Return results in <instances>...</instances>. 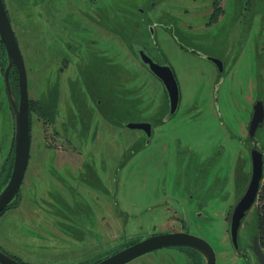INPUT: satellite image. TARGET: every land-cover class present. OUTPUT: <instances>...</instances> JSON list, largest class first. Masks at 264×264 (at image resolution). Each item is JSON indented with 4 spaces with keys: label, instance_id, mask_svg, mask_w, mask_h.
Returning <instances> with one entry per match:
<instances>
[{
    "label": "rangeland",
    "instance_id": "rangeland-1",
    "mask_svg": "<svg viewBox=\"0 0 264 264\" xmlns=\"http://www.w3.org/2000/svg\"><path fill=\"white\" fill-rule=\"evenodd\" d=\"M4 1L10 3L9 12L13 14L16 3ZM133 2L132 33L142 34L139 36L142 40L139 37L138 40L159 62L170 65L178 79L181 105L177 116L162 122L147 145L141 131L122 129L121 122L136 120V116L151 124L160 122L167 111V94L161 80L143 78V72L138 74L140 79H132L137 75L132 73L134 69L122 66L109 81L111 138L106 142L107 133L102 131L97 146L100 151H106L109 144L114 171L111 183L118 196L106 194L94 180L84 191L76 179L69 184L72 197L67 203L38 200L37 205L33 201V207L27 198L21 208L3 213L0 216V247L24 262L81 264L93 254L89 248H98L92 246L91 231L94 238L104 241L102 234L94 231L102 217L111 219L120 214L121 221L157 218L152 212L155 201L151 194L157 187L173 185L172 169L177 167L181 156L188 161L189 152H195L197 160L182 165L177 184L203 183L206 180H202V176L209 175L208 181L219 176V180L228 181L232 197L239 195L245 185L250 169L245 140L250 138L249 123L255 103L261 100L264 103V0H223L222 15L212 23V0ZM12 17L14 19V14ZM113 23L116 28L118 22H106L107 46L108 35L115 36ZM13 26L19 33L15 22ZM21 46L26 53L23 40ZM212 56L222 61L221 73L206 60ZM121 57L122 53L108 48V67L119 66L124 60ZM128 59L126 55L125 60ZM26 62L32 89L40 84V73L37 61L27 57ZM124 91L130 93L124 95ZM5 93L0 80V136L11 128ZM98 121L96 118L94 123ZM256 136L258 146L263 149L264 126ZM83 138L86 143L90 142V136ZM179 139L182 143L176 147ZM219 143L226 151L222 161H228V166L220 173L212 170V163H208L210 150L215 151ZM3 152L5 146L0 152V166ZM238 152L239 159L242 155L245 162L240 181L236 165ZM198 169L204 172L196 177ZM97 205L104 210L97 211ZM259 209L257 201L246 216L247 224L257 234Z\"/></svg>",
    "mask_w": 264,
    "mask_h": 264
},
{
    "label": "flooded vegetation",
    "instance_id": "flooded-vegetation-1",
    "mask_svg": "<svg viewBox=\"0 0 264 264\" xmlns=\"http://www.w3.org/2000/svg\"><path fill=\"white\" fill-rule=\"evenodd\" d=\"M14 2L16 8L13 10L15 16L13 19V14L9 12L10 3L3 0L11 26L15 22L20 29L18 33L13 26L27 74L31 146L27 170L10 209L21 208L26 204L27 198L32 205L33 201L37 205L38 200L50 199L67 203L72 197L69 184L76 179L83 185L84 191L94 180L100 190L118 196V191L112 188L111 183L114 171L109 144L106 151L97 148L101 132L107 133L106 142L109 143L110 132L113 129L109 81L116 76L122 66L134 69L132 73L137 75L132 79H140L138 76L140 72L145 74L143 78L156 77L144 63L142 54L151 57L158 64L167 63L159 62L156 56L150 53L139 37L143 36L142 34L132 33L133 0H12V3ZM222 2L223 0H212L211 23L218 21L222 15L224 10ZM215 13L218 14L217 18ZM109 21L118 23L116 28L113 23L115 36L108 35L107 46L105 27ZM138 37L141 40H138ZM22 40L26 45V53L21 46ZM1 46L5 49L2 41ZM108 48L122 53L121 58L124 60L115 68L108 67ZM4 51V56L0 53V80L8 97L11 128H8L5 135L0 136V143L4 145L6 142L0 166V179L11 170L6 181L8 183L16 159L15 111L12 98L15 99L16 105L20 106L21 86L18 67L13 64L9 70L13 94L12 98L9 97L5 83L8 57L6 50ZM126 55L130 59L125 60ZM27 57L37 61V72L40 73L41 82L32 89L28 83ZM209 58L211 57L206 60L209 61ZM2 62L5 63L4 67ZM162 87L164 88L163 84ZM123 93L126 95L130 91ZM166 103V117L152 124L153 134L162 122L177 116L181 103L179 102L178 110L173 115H170L172 106L168 95ZM136 117V120L121 122V128L127 129L131 121H144ZM96 118L99 121L94 123ZM141 132L145 136L146 145L149 144L151 139H147L145 131ZM87 136H90L89 143L83 138ZM181 143L182 139L177 140L176 147ZM240 143L242 144V140ZM254 144L255 147L258 146L257 137L254 142L249 137L245 140L250 169L252 164L250 153ZM3 145L0 152L3 151ZM219 145L215 151L210 150L208 163H212V170L220 173L228 166V161L225 160L223 163L226 151L221 143ZM87 147L90 149L84 150ZM189 153L188 161L186 157L181 156L177 161V167L172 169L173 185L157 187L151 194L155 201L152 204V212L157 218H150L149 221L136 219L121 221L120 214L111 219L102 217L94 231L102 234L104 241L94 238L91 231V235H88L93 240L92 246L98 248H89L93 254L88 256V261L83 260L81 264H99L147 238L171 234L197 236L208 243L213 251L211 253L209 247L201 251L187 245L162 246L129 259L123 264H208L209 261L212 264L214 259V264H262V257L257 248L259 239L256 241V232L247 224V217L242 219L236 230V239L232 232L233 206L248 185L250 169L241 193L234 197L230 195L228 181L219 180V176L213 181H208L209 175L202 176V180H206L203 183L177 184L183 171L182 165L197 160L195 152ZM238 154L239 152L236 165L240 172L238 176L240 181L244 174L245 162L242 155L239 159ZM203 172L204 170L198 169L196 177ZM8 207L0 216L9 210ZM96 210H104V207L97 205ZM58 211L62 212L60 209ZM0 250L20 264H31L7 254L2 247Z\"/></svg>",
    "mask_w": 264,
    "mask_h": 264
},
{
    "label": "water",
    "instance_id": "water-1",
    "mask_svg": "<svg viewBox=\"0 0 264 264\" xmlns=\"http://www.w3.org/2000/svg\"><path fill=\"white\" fill-rule=\"evenodd\" d=\"M0 39L5 44V50L7 54V66L5 69V83L9 97L12 98V86L10 85V74L9 70L13 64L17 65L18 72L20 74V106H17L15 99L13 101V109L15 111V134H16V153L13 171L7 185L0 193V214L10 205L17 195L22 180L26 173V167L29 161L30 152V121H29V109L27 96V74L25 71V62L23 61L22 52L19 49L18 40L15 36L13 26H11L9 15L5 8L3 0H0ZM141 57L145 64L148 65L151 72L161 80L164 91L167 93L170 103L171 110L170 115H173L178 110V105L181 100V91L179 89V82L176 79L174 70L170 65H161L156 63L151 57L142 54ZM219 70V73L224 68L222 61L215 57L209 58ZM252 116L250 119L249 136L253 142L256 140L257 131L264 126V103L259 101L255 103ZM127 129L145 131L147 139H151L153 134L152 124L147 121L135 122L131 121L127 125ZM253 145L251 148L250 159L252 160L250 177L248 185L241 194V198L237 200L233 206V213L231 219L233 220V234L235 239L237 237L236 230L242 223V219L245 218L250 210L253 208L255 202L259 199V192L263 185L264 180V151L261 147ZM256 241L259 239V234L256 233ZM172 245H187L191 246L195 250L205 251L206 248L211 249L212 247L206 243L203 239L188 235V234H171V235H159L156 237L147 238V240L137 243L136 245L126 248L124 251L112 256L109 259L101 261L99 264H123L127 260L135 258L138 255L144 254L150 250L158 249L162 246ZM258 253L262 257V264H264V250L261 244H257ZM212 256V255H211ZM215 263V259L212 264ZM0 264H20L10 256L4 254L0 250ZM210 264V261L208 262Z\"/></svg>",
    "mask_w": 264,
    "mask_h": 264
},
{
    "label": "trees",
    "instance_id": "trees-1",
    "mask_svg": "<svg viewBox=\"0 0 264 264\" xmlns=\"http://www.w3.org/2000/svg\"><path fill=\"white\" fill-rule=\"evenodd\" d=\"M217 17H218V14H216V18ZM4 50L5 49H4V47L1 46V40H0V53H1L2 56L5 55V51ZM4 61H5V58H3V62ZM2 65L4 67L5 66V63H3ZM6 98L8 100V97L7 96H6ZM10 171H9V173L5 177H3V178L0 179V192H2V189L4 188L5 184L7 183L6 181L8 180V176L10 174ZM4 172H5V170H4ZM262 183H263V185H262V187L260 189V192L258 194L259 195L258 203H259V207H260V209H259V215H258V219H259V230L258 231H259V243H261V247L264 250V180H263ZM12 203L10 205H8L9 206L8 209H10L12 207L11 206V205H13Z\"/></svg>",
    "mask_w": 264,
    "mask_h": 264
}]
</instances>
